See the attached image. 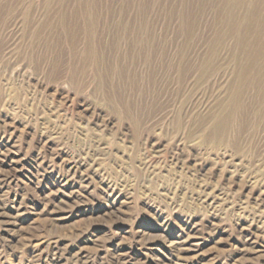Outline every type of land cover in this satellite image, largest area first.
Masks as SVG:
<instances>
[{
  "label": "rangeland",
  "instance_id": "rangeland-1",
  "mask_svg": "<svg viewBox=\"0 0 264 264\" xmlns=\"http://www.w3.org/2000/svg\"><path fill=\"white\" fill-rule=\"evenodd\" d=\"M0 264H264V0H0Z\"/></svg>",
  "mask_w": 264,
  "mask_h": 264
},
{
  "label": "bare ground",
  "instance_id": "bare-ground-1",
  "mask_svg": "<svg viewBox=\"0 0 264 264\" xmlns=\"http://www.w3.org/2000/svg\"><path fill=\"white\" fill-rule=\"evenodd\" d=\"M243 92V87L242 86H236V87H233L232 90L230 91V94L229 96L227 97L228 98V101H227V104H226V111H227V114L225 116H222V117H217L218 119V124H220V122L225 125V127L228 126L230 120L234 117V115L239 112L242 108V105H241V101H240V95L242 94ZM220 109V108H219ZM222 109V108H221ZM224 112V111H223ZM213 113V112H212ZM220 113V112H219ZM214 114V113H213ZM212 115V114H211ZM217 115V114H216ZM218 116V115H217ZM221 116V115H220ZM215 118H213L214 120ZM212 121V120H211ZM220 121V122H219ZM214 124V122H213ZM213 128V127H212ZM224 129V128H223ZM217 131V130H215ZM182 168V167H181ZM64 169V168H63ZM243 201V200H242ZM5 214V213H4ZM35 244V243H34Z\"/></svg>",
  "mask_w": 264,
  "mask_h": 264
}]
</instances>
